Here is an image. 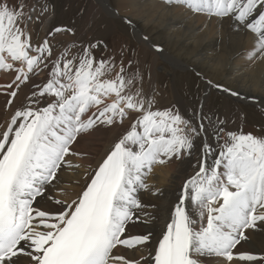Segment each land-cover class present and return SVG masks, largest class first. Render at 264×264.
I'll list each match as a JSON object with an SVG mask.
<instances>
[{"label":"snow or ice","instance_id":"6c2138e0","mask_svg":"<svg viewBox=\"0 0 264 264\" xmlns=\"http://www.w3.org/2000/svg\"><path fill=\"white\" fill-rule=\"evenodd\" d=\"M165 3L228 21L252 36L250 65L264 63V0ZM54 13L49 0H0V71L14 75L0 85L10 97L6 107L21 86H31L27 106L0 132V264H205V258L264 264V255L241 251L252 232L264 230V130H226V121L205 113L203 103L191 115L156 107L123 47L108 51L102 41L73 40L58 48L56 34L75 37L65 26L34 41L29 26ZM125 120L129 129L91 175L85 172L82 190L73 198L59 188L63 168L82 166L68 159L82 155L73 150L78 138ZM174 158L194 159V174L161 238L132 234L137 221L152 219L139 195L152 190L149 174ZM122 249L139 252V259Z\"/></svg>","mask_w":264,"mask_h":264},{"label":"bare ground","instance_id":"6f19581e","mask_svg":"<svg viewBox=\"0 0 264 264\" xmlns=\"http://www.w3.org/2000/svg\"><path fill=\"white\" fill-rule=\"evenodd\" d=\"M93 1L94 17L103 13L111 19H120L124 22L126 20L131 21V23H126L133 29L132 33L140 46L144 47L143 49H136L138 50L137 54L142 50L143 52L146 49L151 50L154 63L158 62L156 58H161L166 60L173 70L190 69L201 75L207 83L205 94L201 100L204 104V112L225 120L226 130L237 132L239 127L236 122L230 123L231 121L229 122L223 114H212L206 110L204 101L207 100L208 94L210 95L211 89L215 88L210 86L208 81L221 85L222 88H216L218 90L223 91V88H228L239 93V96H232L223 91L227 98L241 104L255 105L264 109V63L258 62L255 65H250L248 55L254 47L251 35L242 30L240 32L234 31L233 26L228 21L221 24L215 18L194 14L174 3L167 4L165 0ZM112 3L114 6H112ZM49 16L44 28L42 27L44 31L50 25L52 16ZM29 27L32 30L33 40H35L36 34L33 23ZM73 40L75 39L65 34L62 36L57 35L53 43L59 48L61 45L58 42ZM155 65L153 64L150 78L143 80V88L149 96L154 97L156 107L168 108L170 98L174 97L171 94L170 97L166 91L165 94H162L161 90L160 92L157 90L159 84L156 81ZM45 78L46 73L37 77L35 82L40 83ZM13 79V74L0 71V85H7ZM30 95L31 86H21L18 96L13 100V104L6 107L10 97L5 94L4 89L0 88V132L5 130L11 115L18 108L27 106V97ZM179 100L177 101L179 102ZM181 102L182 105H178L179 110L186 115H191L199 107L184 106L183 101ZM129 127L130 122L125 120L123 125L99 126L90 134L78 138V143L73 145V150L82 155L69 156L68 159L73 164L82 166L79 168H63L58 173L59 188L66 190L74 198L85 184V172L89 175L93 173V169L105 158L114 143ZM209 142L215 143L210 137ZM194 162V159L178 160L174 158L164 165H156L153 168L146 181L152 190L142 191L139 194L142 203L148 206L146 211L150 213L152 219L148 223L143 222L147 218L137 221L131 229L132 234L151 231L154 234V241L161 238V233L170 220L171 211L178 202L185 181L194 174L192 167ZM53 195H57L55 191ZM57 198L61 197L57 196ZM241 251L264 255V230L252 232L250 239L243 243ZM122 252L129 258L139 259L140 257V253H134L133 250L122 249ZM205 264H216V258H205Z\"/></svg>","mask_w":264,"mask_h":264},{"label":"rangeland","instance_id":"374dc122","mask_svg":"<svg viewBox=\"0 0 264 264\" xmlns=\"http://www.w3.org/2000/svg\"><path fill=\"white\" fill-rule=\"evenodd\" d=\"M52 6L55 8V13L46 31L43 30L44 24L50 16L42 17L40 22H33L36 34L34 41L42 40L53 27L73 28L75 37H71L75 39L78 45L102 41L107 46L108 51L123 47L127 52V58L133 61L134 66L138 67L144 81L150 78L153 64H156L154 68L157 76L156 81L159 84L157 90L159 92L161 90L162 94H165L166 91L170 97L171 95L176 97L175 99L170 98L168 108L179 109L178 105H182L181 101H183L184 106L187 105L188 107H196L202 103L201 100L205 94L207 83L201 75L190 69L173 70L167 61L161 58H156L158 62L154 63L151 50L146 49L144 52L142 50L137 54V51L144 47H141L134 37L133 29L126 22L120 19H111L103 13L94 17L93 0H49L50 12ZM112 6H114L113 3ZM33 15L35 16V14ZM57 35L62 36L64 33L56 34L55 38ZM103 51V48L98 50L96 52L97 57ZM222 92L216 88L211 89L210 95L208 94L207 100L204 101L206 110L212 114H223L229 122L231 121L230 123L236 122L239 127L237 133L243 131L244 133L261 134L264 130V109L255 105L236 102L227 98Z\"/></svg>","mask_w":264,"mask_h":264}]
</instances>
